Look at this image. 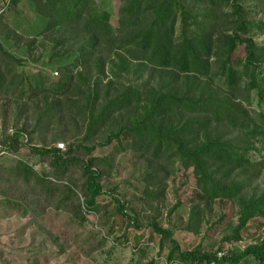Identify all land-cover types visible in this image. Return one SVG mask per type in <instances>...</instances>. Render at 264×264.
Masks as SVG:
<instances>
[{
  "label": "trees",
  "instance_id": "16d2710c",
  "mask_svg": "<svg viewBox=\"0 0 264 264\" xmlns=\"http://www.w3.org/2000/svg\"><path fill=\"white\" fill-rule=\"evenodd\" d=\"M31 2L46 19L37 37L55 35L56 47L77 53L74 76L84 88L70 76L62 87L26 90L24 76L16 71L21 60L0 42V96L31 101L42 95L33 111L35 129L29 125L17 131L3 150L25 148L30 158L46 164L40 171L28 160L9 167L0 163V180L24 193L22 201L2 197L5 203L26 216L50 209L83 224L88 213L107 207L103 195L116 190L105 184L120 165L117 156L134 152L146 162L136 177L144 188L142 208L157 212L143 223V211L113 195L114 213L128 227L149 229L157 240L155 245L149 236L145 241L135 233L129 241L122 234L137 256L134 264H156L153 249L180 264H264V240L227 252L205 251L200 245L183 249L174 230L160 224L154 207L164 200L167 181L186 175L193 186L187 198L190 214L181 225L186 232H200L202 211L217 199L237 207V225L224 237L225 246L242 240L252 219H264V188L254 185L264 171V46L247 37L264 35V22L249 20L248 0H121L115 23L95 0ZM116 51L150 67L149 77L119 88L112 80L103 84L106 63ZM155 74L159 81L153 80ZM209 82L225 96L208 92ZM64 118L73 136L63 131L54 143L62 142L64 149L48 147L44 137L51 123ZM25 133L37 134L41 144L31 145Z\"/></svg>",
  "mask_w": 264,
  "mask_h": 264
},
{
  "label": "rangeland",
  "instance_id": "374dc122",
  "mask_svg": "<svg viewBox=\"0 0 264 264\" xmlns=\"http://www.w3.org/2000/svg\"><path fill=\"white\" fill-rule=\"evenodd\" d=\"M95 2L98 7L111 14V21L115 23L121 0H95ZM246 7L252 10L249 14L250 21L264 22V0H248ZM45 25L46 19L35 11L31 0H18L15 3L12 0L0 1V42L8 52L21 60L16 71L25 78L24 88L28 90L29 86L39 89L62 87L67 84L70 76H73V81L84 88L74 76L77 53L66 46L56 47L55 35L37 37L38 32L43 30ZM15 34L18 37H15ZM247 37H251L257 45L264 46L263 34L252 32ZM149 68L138 61L126 58L122 51H116L110 55L106 63L103 84L112 80L114 87L119 88L120 84H127V81H144L149 77L151 71ZM92 75H95L94 71ZM261 77L264 79V72ZM159 79L157 74L153 75V80L159 81ZM191 79L192 76H189L188 80ZM200 81L205 83L203 80ZM207 84L205 86L208 92L225 96L218 86L211 82ZM41 97L42 95L27 101L17 96H0V163L7 167L22 159L33 163L37 170L42 171L46 168V164H42L36 158H30L25 148L18 151L3 150L5 142H8L9 137L17 131L28 128L29 125L30 129H35L33 111L36 105L41 103ZM57 122L51 123L44 142L48 147L57 145L64 149L62 142L54 143L55 138L63 131H65L64 136L71 138L75 130L68 129L70 123L66 118ZM30 137L33 139L31 145L41 144L38 143L40 139L37 134L23 135L24 139ZM256 158L260 159L257 156ZM117 161L120 165L109 176L105 189L115 188L112 193L116 198L131 200L132 206L137 207L138 212L143 211L141 222L145 223L148 215L157 213L150 208L146 211L142 208L141 195L144 188L136 177L141 176L145 171L146 162L134 152L119 154ZM254 185L258 189L264 188V171ZM192 187L191 177L172 176L167 181L164 200L154 204V207L160 211L161 216H158L160 224L164 228L174 230V237L183 249L200 245L205 251H217L222 248L221 252H227L235 247L244 250L248 245L264 240V219L254 218L243 229L242 240L229 246L223 245L224 237L237 225L238 215L237 207L230 201L218 199L202 211L205 221L200 232L198 234L186 232L181 225L190 214L192 206L187 198L193 191ZM113 195H103L101 203L106 204L107 207L99 214L88 213L87 222L82 224L58 215L50 209L36 217L24 215L19 208L6 204L2 198L8 196L22 201L24 193L13 183L0 180V264H134L137 256L133 253L131 244L126 245L122 234L125 233L129 241H132L135 233L143 235L145 241L149 236L148 242L155 245L157 240L149 229L137 230L128 227L126 220L114 213ZM176 203H180L178 209L170 215L169 211ZM102 237L106 239L103 240V246H99ZM149 246L152 248L151 244ZM155 251L156 249H153L151 253ZM166 253L167 251L164 250L163 254Z\"/></svg>",
  "mask_w": 264,
  "mask_h": 264
},
{
  "label": "built area",
  "instance_id": "2783aa9c",
  "mask_svg": "<svg viewBox=\"0 0 264 264\" xmlns=\"http://www.w3.org/2000/svg\"><path fill=\"white\" fill-rule=\"evenodd\" d=\"M153 258L156 264H180L177 261H168L164 256H158L157 251L153 253Z\"/></svg>",
  "mask_w": 264,
  "mask_h": 264
}]
</instances>
